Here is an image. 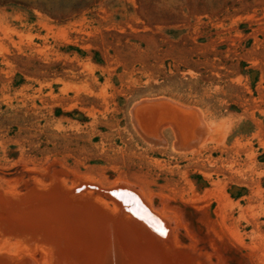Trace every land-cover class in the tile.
Returning a JSON list of instances; mask_svg holds the SVG:
<instances>
[{"label":"rangeland","instance_id":"obj_1","mask_svg":"<svg viewBox=\"0 0 264 264\" xmlns=\"http://www.w3.org/2000/svg\"><path fill=\"white\" fill-rule=\"evenodd\" d=\"M81 180L140 198L176 264H264V0L0 2V203ZM0 216V251L50 261Z\"/></svg>","mask_w":264,"mask_h":264},{"label":"bare ground","instance_id":"obj_2","mask_svg":"<svg viewBox=\"0 0 264 264\" xmlns=\"http://www.w3.org/2000/svg\"><path fill=\"white\" fill-rule=\"evenodd\" d=\"M163 99H165V98H163ZM195 112H197V111H195ZM162 123H164V120L161 122V124ZM148 126L150 127V125H148ZM159 131H160V128H159ZM185 133H186V131H185ZM200 136H201V134H200ZM154 138H156V137H154ZM200 141L203 142V139L202 140L200 139ZM180 147H181V145H180ZM190 147H192V145ZM185 149H187V148H185ZM81 181L83 182L84 180H81ZM114 184H116V183H114ZM74 185H76V184H73L72 186H74ZM124 186H126V185L124 184ZM48 187H47L48 189H46L45 191H43L41 193H37L36 196L33 195L34 197H32L31 195L30 196L27 195L28 198L30 199L28 202H27V199H26V201L24 200L25 202L19 200V198H24L23 196L25 194L22 197H18L19 201L13 200V202H10L12 199H16L13 196L14 198L12 197V199H10V201L3 202V205H2V203H0V205H1L0 209L2 210L3 215L5 217L4 218L5 220H2V221H6L2 225L3 226L7 225V228H9L11 231L14 230L15 232L20 234L21 232L25 233L30 229L33 230V229L38 228L40 230V232H41V230L45 231V233H43L45 236H42V237H47V239H49L48 237L52 236V238H50L52 241V243H51L52 245H51V248H49V249H51V252H52L51 253L52 258L50 259V261H49V259L48 260H45V259L40 260L32 252L28 253V252L20 251V250H14V251L10 250L7 253L0 251V255H7V256H11V257L16 258V259H21V258L27 256L28 258H30L32 260L33 264H62L64 256L72 259L74 261V264H103L105 254H106L105 252L107 251L108 244H109V241H108L109 229H110V232L111 231H117L116 228L118 227V225H116L115 222H116L117 218H119L118 216H120L122 219H124L130 225H137L138 226L137 227L138 229H135L134 231L136 233V237H138V239L140 241V243H139L140 249L141 250L143 249L145 251V254L142 255L140 253V250L137 249L136 243L131 241V240H129L130 241L129 244L131 243L133 245V247L128 250L126 248L124 241L119 242L117 239L118 244H119L120 249H121L122 254H123V258L128 260V262H127V260L124 262H127L126 264H157L158 263V261L156 259H154V256L152 254L150 256H147L148 254L146 253V250H149L150 253L154 252L157 254L156 250L152 249V243L154 244V241L151 240V238L153 239L156 237L150 231H148L141 224V222L137 223L132 218L135 217L137 219H140V221L145 223L150 228L151 231H155L157 234L160 233L163 235L165 225L163 224L164 225L163 226L161 224V222L159 221L161 219H158V217L155 215L156 213L153 214L154 212L152 213V211L149 210L150 208L147 207L140 198L130 197V195L124 194L121 191L119 192L116 189V191H114L115 193H113V192L111 193L112 196H109L108 194H106L110 199H112V200L109 199L110 202L112 201L111 206H109L108 204L104 203L103 199L99 198L103 202L98 200L97 194L96 193H95L96 195L92 194L91 190H85L83 193H78L76 195H71V194L68 195L65 192V189H68V187H65L62 184H57V183L55 184L54 183L53 186H51V187L48 186ZM106 187H108V186H106ZM33 188H35V187H33ZM36 188H38V187H36ZM108 188H112V186L111 187L109 186ZM27 191L29 192V190H27ZM27 191H25V192H27ZM31 192H32V194L34 193V191H31ZM136 193H137V191H136ZM22 194H23V192H22ZM12 195H10V196H12ZM98 195H100V194H98ZM0 199H2L1 196H0ZM3 200L4 199H2V201ZM80 200H83L84 202H81ZM117 201L119 203L124 204V207L127 209L128 214L125 212H119L118 206H117V203H118ZM82 203H84V205L86 206L84 208L88 209V211H91L92 214L91 213H85L83 210H80V209H78V210L72 209L73 206L82 205ZM1 218H3V217L0 216V219ZM165 222L166 221H164V223ZM0 223H1V221H0ZM109 224H110V226H109ZM165 228H168V227H165ZM2 230H3V228H2ZM57 230L60 232V237H57L56 235L54 236V234H53V232H55ZM1 232H3V231H1ZM168 232H169V230H168ZM9 233H11V232H9ZM39 234H42V233H39ZM39 234H38V236H40ZM5 235H7V237H8V235H10V234H5ZM5 235H3V236H5ZM34 235H37V233H34ZM49 235H51V236H49ZM106 235H108V237H106ZM23 236H25V235H23ZM23 236H21V240L25 239ZM11 237H12V235H11ZM28 237H30V236H28ZM8 238H10V237H8ZM35 238L36 237L34 236V239ZM38 238H40V237H38ZM26 239H27V237H26ZM32 239H33V237H32ZM44 239L47 240L46 238H44ZM27 240L29 241V239H27ZM40 240H42V239H40ZM30 241H32V240H30ZM37 241H39V240H37ZM37 241H35V242L39 243ZM35 242L32 241L30 243L33 245V243H35ZM41 244H43V241ZM46 246H48V245H46ZM157 256H158V254H157ZM158 260H159V257H158Z\"/></svg>","mask_w":264,"mask_h":264},{"label":"water","instance_id":"obj_3","mask_svg":"<svg viewBox=\"0 0 264 264\" xmlns=\"http://www.w3.org/2000/svg\"><path fill=\"white\" fill-rule=\"evenodd\" d=\"M60 170H61L60 166L54 165V166L50 167L49 172L52 175L55 171L57 172ZM62 176L66 177V176H68V173L62 174ZM38 177L42 178V176H38ZM29 180H31L30 176H29ZM85 190H91L93 192H97L100 195L108 194L109 196H112L109 189L99 188L98 186H96L94 184L82 182V181H78L76 185H74L68 189H65V192L68 195H70V194L76 195L78 193H83ZM80 201L84 202L83 200H80ZM117 206H118L119 212H125L128 214V211L124 207V204L118 202ZM84 207H86V206L84 205V203H82V205L73 206L72 209L73 210L80 209V210H83L85 213H91L92 214L91 211H88V209H86ZM118 217L119 218H117V220L115 222L116 225H118V227L116 228L117 231H111L110 232V229H109V237H108V235H106V237H108L109 244H108L107 251L105 252L106 254H105L103 264H126L128 262L127 259L123 258V254H122V251H121L120 246L118 244V241L119 242L124 241L126 248L129 250L130 248L133 247V245L131 243L129 244V242H130L129 240H131V241L136 243L137 249L140 250V253L142 255L145 254V251L143 249L142 250L140 249V245H139L140 241H139L138 237H136V233L134 231L135 229H138L137 228L138 226L137 225H130L124 219H122L120 216H118ZM132 219L134 221H136L137 223L141 222V224L156 237L153 239L151 238V240L154 241V244L152 243V249L156 250L158 256L156 253H154V252L150 253L149 250H146V253L148 254L147 256H150L152 254L154 256V259H156L157 261H163L166 263H169V261H171L172 264H176L177 259H180V258H183L187 261L190 260V258H191L190 254H192V252L189 250V248H187L185 246H180V245L174 247L172 245L169 237L167 236L168 235L167 233L163 234V235L160 233L157 234L155 231H151L150 228L145 223L140 221V219H137L135 217H133ZM109 226H110V224H109ZM117 239H118V241H117ZM164 243H167L169 245V247H166ZM185 252H186V254L184 255ZM165 254H168L169 256H165ZM158 257L162 258V259L164 258L166 261H164V259L158 260ZM126 260H127V262H124ZM0 264H33V262L27 256L23 257L21 259H16V258H13L11 256L0 255ZM62 264H74V261L72 259H70L69 257L64 256Z\"/></svg>","mask_w":264,"mask_h":264},{"label":"trees","instance_id":"obj_4","mask_svg":"<svg viewBox=\"0 0 264 264\" xmlns=\"http://www.w3.org/2000/svg\"><path fill=\"white\" fill-rule=\"evenodd\" d=\"M6 0H0V2H5Z\"/></svg>","mask_w":264,"mask_h":264}]
</instances>
